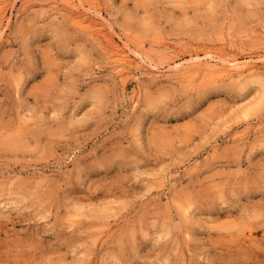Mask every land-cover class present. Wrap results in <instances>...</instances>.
<instances>
[{
	"label": "rangeland",
	"instance_id": "374dc122",
	"mask_svg": "<svg viewBox=\"0 0 264 264\" xmlns=\"http://www.w3.org/2000/svg\"><path fill=\"white\" fill-rule=\"evenodd\" d=\"M6 1L0 264H264V0L90 1L125 74L74 0ZM222 48L257 73L201 80Z\"/></svg>",
	"mask_w": 264,
	"mask_h": 264
},
{
	"label": "bare ground",
	"instance_id": "6f19581e",
	"mask_svg": "<svg viewBox=\"0 0 264 264\" xmlns=\"http://www.w3.org/2000/svg\"><path fill=\"white\" fill-rule=\"evenodd\" d=\"M90 1L92 0H74L70 2L68 8L73 11L72 19L73 21H75L76 24H78V26H82L85 29H89V31L93 32V34L95 33L96 35L101 37L103 41H105L107 47L110 50H108L109 54H111V57H113L115 63L117 64L116 67H119V73L125 74L130 70H137L141 63L146 64L148 61L152 62L148 56L142 54L141 52L133 50L131 48L125 49L123 46H121L111 33V28L107 26V24L104 22L105 19L104 16L101 14V10L92 7L93 4ZM6 4L7 1L5 3V0L0 2L1 19L2 16L4 17L5 10L8 7ZM191 53V61H199L201 59L200 54L197 50H191ZM206 56H208L210 59L215 58L219 62V65L217 66L206 68L207 74H202L205 75L204 77L200 75L203 77L201 80L207 82L208 84L217 83L227 79L230 80L233 79L235 76L238 78L242 75H245L246 73H248L249 75H253L256 74L258 71V66L253 62H248L241 66L236 62V59L226 58L227 52L223 48L215 54H207ZM148 65L151 66L150 63H148ZM188 68L191 69L192 73L189 74L187 71L186 73L184 72L183 76H187L189 78H194L200 70V66L198 63H193L189 65L187 64L186 70ZM183 69L185 71V67Z\"/></svg>",
	"mask_w": 264,
	"mask_h": 264
}]
</instances>
